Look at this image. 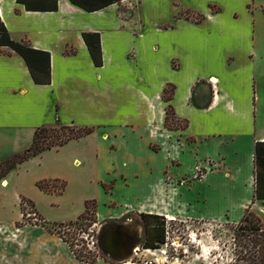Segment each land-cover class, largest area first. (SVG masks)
Instances as JSON below:
<instances>
[{"label":"crops","instance_id":"1","mask_svg":"<svg viewBox=\"0 0 264 264\" xmlns=\"http://www.w3.org/2000/svg\"><path fill=\"white\" fill-rule=\"evenodd\" d=\"M37 1L43 8L0 0V17L11 39L48 53L51 73L49 84H37L21 55L0 48V165L28 149L40 127H90L91 135L32 158L61 157V164L39 181L67 180L69 167L84 180L82 157L94 155L101 158L95 179L101 196L93 198L105 201L101 182L107 184L117 167L113 174L121 175L124 161L112 148L134 150L132 165L140 146L155 153L150 146L158 144L166 159L163 176L170 181L163 180L165 196L177 192L179 202L196 207L199 189H190L185 178L193 177L198 160H221L203 197H223L219 204L228 214L229 202L237 201L243 212L251 207L264 218V201L253 203L255 146L264 142V14L249 9L257 7L256 0L237 7L233 0H124L93 12L70 0ZM213 6L219 11L213 12ZM186 11L203 19L187 18ZM96 35L101 66L88 47L89 42L96 45ZM169 86L174 87L170 104L175 115L186 122L183 130L165 126L168 103L162 96ZM12 172L0 181V210ZM220 181L224 185L219 187ZM91 199L82 198L75 219ZM17 220L0 223V264H87L57 235L42 226H18ZM122 227H117L119 234Z\"/></svg>","mask_w":264,"mask_h":264},{"label":"rangeland","instance_id":"2","mask_svg":"<svg viewBox=\"0 0 264 264\" xmlns=\"http://www.w3.org/2000/svg\"><path fill=\"white\" fill-rule=\"evenodd\" d=\"M244 1L247 0H233V4H231L234 7L242 6ZM256 2L257 7L255 4L249 5L250 11L258 9L264 14V0H256ZM211 9L213 12L219 11V7L213 6ZM183 14L187 17L189 14L192 15V12L186 11ZM191 17L194 18L193 15ZM261 40L264 43V35ZM171 122L168 121V126L173 129L183 130L186 125L185 122L177 119ZM51 127L55 128V131L52 132L54 137L49 141H56L57 144L60 143L61 139H65L71 134L70 130H63L59 125ZM70 129H73L75 133L77 131V127L72 126ZM105 140H108L107 136ZM60 148L55 146L52 150H59ZM150 148L155 153H151L147 146H140L137 149V162L132 165H130L129 160L134 150L119 148L118 145L112 148V153L120 154L124 161L120 171L121 175L113 174L116 169L119 170L117 167L109 172L107 184L101 182L107 194L105 201L95 199L101 196V189L95 182L99 168L98 163H100L101 158L98 159L94 155L82 157L80 168L81 170L83 168L84 180L80 179L74 167H69L65 171L67 180L57 179L58 182L48 183L49 189L56 193L62 190V182L67 184L62 195L57 196L40 193L36 188V182L45 174V171L52 170L57 164H61V157L52 153L42 157L44 162L40 158L32 159L18 166L10 174L8 189L3 196L6 205L4 209L0 210V223L6 225L19 218L17 220L18 226L25 224L35 226L33 221L35 217L33 215L28 216L33 212L38 214V218L40 217L47 222L48 226H43L45 229L52 227L53 223L76 221L75 217L81 212L83 206L81 200L87 196L96 201L97 222L93 224L89 220L83 221L80 223L82 225L80 230L71 228V231L78 233L79 239H83L82 236L84 235L88 238L83 240L88 243V249L97 256L96 264H120L108 256L101 244L102 229L110 225L122 227L128 222L138 228L140 251L122 264H161L155 261L159 255L156 257L152 255V252H147L150 249L143 248L146 238L144 227L140 223L139 216L141 214H155L160 216L161 222L162 219L167 222L165 237L170 248L169 254L171 257L178 256L181 264H233L232 227L240 222L244 213L243 207L235 206L237 201L229 202L231 212L228 214L219 204L224 199L223 197H211L210 195V197L208 195L203 197V194L208 192L209 177L216 175L222 163L221 160L218 159L220 164H217L218 162L211 158H202L194 164L193 169L195 167L204 168V166L209 168V171L208 169L202 171L208 177L203 178L198 173V177L190 175V177L185 178L186 185H189L190 189L192 186H195V190L199 189V201L195 203L200 204L193 207L192 203L188 201L179 202L182 200L178 198L177 192H172L170 196L164 195V191L161 189L163 180L170 183L168 178L163 176L162 171L166 159L160 154V145H151ZM219 183V187L224 185L223 181ZM128 187H131V191L128 190ZM22 198L31 199L34 202L30 200L31 205H24L25 207L21 205L20 207L19 200ZM262 222L264 224L263 217ZM42 224L44 225V223ZM83 232L85 233L83 234ZM82 246L80 244L78 248L80 249ZM130 246L131 242L126 248H130ZM162 246L151 250L157 251Z\"/></svg>","mask_w":264,"mask_h":264},{"label":"trees","instance_id":"3","mask_svg":"<svg viewBox=\"0 0 264 264\" xmlns=\"http://www.w3.org/2000/svg\"><path fill=\"white\" fill-rule=\"evenodd\" d=\"M74 5L93 12L104 9L112 4H121L124 0H70ZM20 3L26 5L30 10H36L43 8L37 0H19ZM57 8V4L54 6ZM193 19L196 21H201L203 16L197 13H193ZM187 18H191V14L187 15ZM90 34H85L84 37L88 40ZM97 36V35H96ZM96 45L88 43L89 51L91 57L96 66L102 65L101 56V43L100 37L97 36ZM0 48H8L12 52L21 55L29 71L37 84H49L51 82L50 73V55L48 53L39 52L32 49L27 43H18L11 39L4 23L0 17ZM174 94V87L169 86L164 90L163 100L168 103L166 108V122L165 126L168 130H179L178 128H171L168 126V121L174 122L175 119L180 120L176 117L173 106L170 104ZM182 121V120H180ZM171 122V123H172ZM185 122V121H183ZM186 124V122H185ZM72 126H61L63 130H70L71 134L66 136L65 139H61L60 143L57 144L56 141H49L54 134L55 128L52 127H40L35 131L34 139L32 145L17 154L14 158L4 162L0 165V181L3 180L7 175L15 170L19 165L31 160L32 158L39 156L46 151L52 150L53 147L59 146L63 147L70 141L79 140L91 135L94 132L93 128L90 127H77L76 133ZM186 127V125H185ZM59 139V138H58ZM52 182H58V180H41L37 182L36 186L45 193L62 195L65 191L67 184L62 182V190L59 193L49 189V184ZM256 201H264V142H257L255 146V156H254V196L253 203ZM31 205L30 200L24 198L21 199L22 207L24 205ZM95 200H88L85 203V211L81 214L76 221H70L67 223H53L52 227H48L47 230L60 239H62L71 249L75 258L83 263L96 264L97 256L88 249L87 242L83 239H79L78 233L71 228H76L80 230V223L86 220L91 221V223L97 222V212ZM25 207V206H24ZM36 213V212H33ZM37 214V213H36ZM38 215V214H37ZM24 216V214H23ZM140 223L145 230V242L143 243V248L145 249H157L160 245L166 242V227L167 222L158 215L155 214H141L139 216ZM44 223L41 226H48L47 222L41 219ZM83 230V229H82ZM81 233V231H79ZM232 255L233 264H264V224L261 218L248 207L240 220V222L232 227ZM82 244L83 246L79 249L78 246Z\"/></svg>","mask_w":264,"mask_h":264},{"label":"bare ground","instance_id":"4","mask_svg":"<svg viewBox=\"0 0 264 264\" xmlns=\"http://www.w3.org/2000/svg\"><path fill=\"white\" fill-rule=\"evenodd\" d=\"M76 165H79L78 162H76ZM112 235L113 239L111 238ZM127 236L131 237V246L130 248H128V250H126L127 248L125 241V238H127ZM101 244L103 245L106 253L111 259L119 263L126 262L129 258L140 251L138 242V228L136 227V225L128 222L121 228V234H119V228L117 227L112 228L110 231H107L104 227V229H102ZM147 252H152V250H147ZM158 262L164 264L160 258L158 259Z\"/></svg>","mask_w":264,"mask_h":264},{"label":"built area","instance_id":"5","mask_svg":"<svg viewBox=\"0 0 264 264\" xmlns=\"http://www.w3.org/2000/svg\"><path fill=\"white\" fill-rule=\"evenodd\" d=\"M203 169H208V171L210 170L209 168H206L204 166V168H201V167H195V169H193V177H198V173H200V175H202V177H205V173L202 172L204 171ZM199 175V176H200ZM25 206H28L27 204ZM33 215L35 218L33 219V221L35 222V226H41L42 225V220L41 218L39 217L38 218V215L36 213H30L28 214V216H31ZM31 223V222H30ZM85 232H83L84 234ZM82 234V235H83ZM83 239L87 240L88 238L84 235L82 236ZM157 251H159V254H157ZM157 251H152V255L154 256H158L155 261L158 262V259L160 258L164 264H181L180 262V258L177 256V257H171L170 254H169V251H170V248H169V244L167 242H165L162 246L161 249L157 250Z\"/></svg>","mask_w":264,"mask_h":264},{"label":"flooded vegetation","instance_id":"6","mask_svg":"<svg viewBox=\"0 0 264 264\" xmlns=\"http://www.w3.org/2000/svg\"><path fill=\"white\" fill-rule=\"evenodd\" d=\"M112 228H114L113 225H110V226H106V227H105V229H106L107 231H110ZM106 235H107V234H106ZM106 235H105V236H106Z\"/></svg>","mask_w":264,"mask_h":264}]
</instances>
